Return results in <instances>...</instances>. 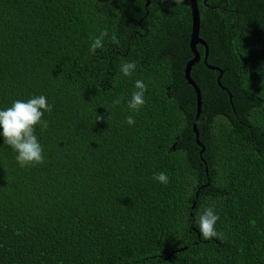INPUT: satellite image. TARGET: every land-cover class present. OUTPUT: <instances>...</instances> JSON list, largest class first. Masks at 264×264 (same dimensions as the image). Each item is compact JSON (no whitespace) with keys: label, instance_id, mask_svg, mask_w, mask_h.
Masks as SVG:
<instances>
[{"label":"trees","instance_id":"16d2710c","mask_svg":"<svg viewBox=\"0 0 264 264\" xmlns=\"http://www.w3.org/2000/svg\"><path fill=\"white\" fill-rule=\"evenodd\" d=\"M195 2L223 87L196 44L200 153L188 0H0V109L52 105L35 128L44 164L21 168L0 136V264H264V0ZM136 80L146 103L133 113ZM209 206L223 235L204 239Z\"/></svg>","mask_w":264,"mask_h":264},{"label":"clouds","instance_id":"9594fccd","mask_svg":"<svg viewBox=\"0 0 264 264\" xmlns=\"http://www.w3.org/2000/svg\"><path fill=\"white\" fill-rule=\"evenodd\" d=\"M174 2L179 5L183 3V0H174ZM106 37H109L107 29L92 37L89 52L95 55L97 49H102ZM110 39L113 43L119 44L115 33L111 35ZM135 70V61L125 60L120 65V71L126 77H130ZM134 87L135 90L131 93L130 99L127 100L126 106L131 112L136 113L146 103L147 85L142 80H136ZM123 99L122 96L114 99L112 101L113 106H119ZM45 112L50 114L52 105L47 103L44 95L32 96L26 101L18 99L13 101L10 107L0 109V136L3 137V143L17 153L15 159L21 168L34 167L45 163L43 147L35 134L36 126H39L42 131H46L49 127L50 122L43 118ZM102 119H104L102 115L96 114V121ZM125 122L131 126L135 124V119L132 115H129L125 117ZM153 178L164 185L169 183L168 175L165 172L154 173ZM218 220L219 216L212 206L204 208L203 212L197 217L196 222L204 239L223 235L216 231L215 225Z\"/></svg>","mask_w":264,"mask_h":264},{"label":"water","instance_id":"95a60500","mask_svg":"<svg viewBox=\"0 0 264 264\" xmlns=\"http://www.w3.org/2000/svg\"><path fill=\"white\" fill-rule=\"evenodd\" d=\"M188 2H189V8H190V30H189L188 48H189L190 53L192 54V58L185 62V65L183 68V76H184L186 83L192 87V89L194 91V95H195V113H194V118L191 122V128H192V132L194 133L195 143L197 146L200 147V150H199V153H200L202 151L203 147L201 144H199V142L197 140V132H196V128H195V119L199 114L200 96H199V90H198L196 84L194 83V81L189 76L190 67L192 66L193 63L197 62L199 59V54L196 51V44H199V45L204 47V55H203V61L202 62L206 68H208L210 70L218 71V75L216 77V83L221 88H223V87L219 84V77L221 74V70H219L215 66H210V65L206 64V62H205V58H206V54H207V48H206L205 42L201 38L198 37L199 22H198V11H197L196 2H195V0H188ZM147 3H148V1L146 0L144 3V6H146ZM228 97H229V95H228ZM193 205H194V203L191 204L190 208H192Z\"/></svg>","mask_w":264,"mask_h":264},{"label":"flooded vegetation","instance_id":"af4514ba","mask_svg":"<svg viewBox=\"0 0 264 264\" xmlns=\"http://www.w3.org/2000/svg\"><path fill=\"white\" fill-rule=\"evenodd\" d=\"M117 1H119V0H117ZM139 1H142V3H143V7H145V6H144V3H145L146 0H133V2H135V4L138 3ZM147 1H148V3H147V5H148V4L150 3V0H147ZM147 5H146V6H147ZM206 120H207V119H205V122H206Z\"/></svg>","mask_w":264,"mask_h":264}]
</instances>
